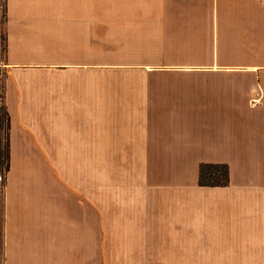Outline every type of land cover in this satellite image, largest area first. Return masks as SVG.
<instances>
[{
  "label": "crops",
  "instance_id": "crops-1",
  "mask_svg": "<svg viewBox=\"0 0 264 264\" xmlns=\"http://www.w3.org/2000/svg\"><path fill=\"white\" fill-rule=\"evenodd\" d=\"M1 106L0 264H264V0H0Z\"/></svg>",
  "mask_w": 264,
  "mask_h": 264
},
{
  "label": "trees",
  "instance_id": "trees-1",
  "mask_svg": "<svg viewBox=\"0 0 264 264\" xmlns=\"http://www.w3.org/2000/svg\"><path fill=\"white\" fill-rule=\"evenodd\" d=\"M3 117H0V134L5 131V141L0 136V166L6 170L9 168V117L6 109L2 107ZM230 182V170L228 165L205 164L200 167L199 184L201 186H226Z\"/></svg>",
  "mask_w": 264,
  "mask_h": 264
},
{
  "label": "rangeland",
  "instance_id": "rangeland-1",
  "mask_svg": "<svg viewBox=\"0 0 264 264\" xmlns=\"http://www.w3.org/2000/svg\"><path fill=\"white\" fill-rule=\"evenodd\" d=\"M120 169L121 168H119V171ZM124 175L126 174L124 173ZM123 178L125 177H123L122 172H117L115 168L109 167L107 174V184L103 183V180L102 182H100V175L97 174L96 177L92 178L91 188L92 190H97V191L101 188H107L108 190L127 189V188H133V186L136 185H137L136 188H139L138 184H134V180L131 177H129L127 180H124Z\"/></svg>",
  "mask_w": 264,
  "mask_h": 264
},
{
  "label": "built area",
  "instance_id": "built-area-1",
  "mask_svg": "<svg viewBox=\"0 0 264 264\" xmlns=\"http://www.w3.org/2000/svg\"><path fill=\"white\" fill-rule=\"evenodd\" d=\"M254 103H257V101H255ZM0 117H3V118H4V116H3L2 106L0 107ZM3 133H4V135H5V131H4V130H3Z\"/></svg>",
  "mask_w": 264,
  "mask_h": 264
}]
</instances>
